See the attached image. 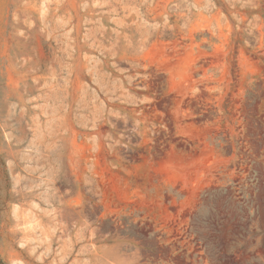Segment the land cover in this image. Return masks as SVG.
<instances>
[{
    "label": "rangeland",
    "instance_id": "1",
    "mask_svg": "<svg viewBox=\"0 0 264 264\" xmlns=\"http://www.w3.org/2000/svg\"><path fill=\"white\" fill-rule=\"evenodd\" d=\"M0 264H264V0H0Z\"/></svg>",
    "mask_w": 264,
    "mask_h": 264
}]
</instances>
